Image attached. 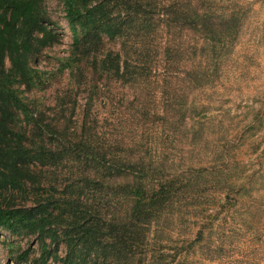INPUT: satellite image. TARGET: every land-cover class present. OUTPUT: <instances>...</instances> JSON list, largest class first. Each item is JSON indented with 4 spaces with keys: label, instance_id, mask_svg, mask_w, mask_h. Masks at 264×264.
<instances>
[{
    "label": "trees",
    "instance_id": "trees-1",
    "mask_svg": "<svg viewBox=\"0 0 264 264\" xmlns=\"http://www.w3.org/2000/svg\"><path fill=\"white\" fill-rule=\"evenodd\" d=\"M59 1L73 43L58 72L68 71V92L87 94L77 119L75 106L53 117L35 111L19 91L42 84L32 63L60 42L46 0H0V228L34 236L42 264H184L188 237L173 234L203 185L179 161L180 139L193 141L177 123L206 115L196 97L209 71L201 58L180 75L178 34L194 29L196 46L214 44L236 19L209 0ZM10 252L17 264L29 256Z\"/></svg>",
    "mask_w": 264,
    "mask_h": 264
},
{
    "label": "rangeland",
    "instance_id": "rangeland-1",
    "mask_svg": "<svg viewBox=\"0 0 264 264\" xmlns=\"http://www.w3.org/2000/svg\"><path fill=\"white\" fill-rule=\"evenodd\" d=\"M209 4L215 14L231 13L236 20L223 27L226 32L214 44L208 37L196 46L199 33L194 29H182L178 34V42L183 44L180 75L191 73L201 58L209 74L197 97V90H191L188 102L189 106L196 98L203 102L206 115L192 111L187 120L177 123V128L187 124L191 129L187 140L193 143L180 139V149L179 145L174 149H179L180 162L194 166L193 183L203 186L195 188L193 206L191 203L189 213L185 211L184 222L173 236L188 237L190 253L184 264H264V0H209ZM46 7L60 42L46 48L32 63L42 84H23L19 91L35 111L53 117L61 104L75 106L77 119L87 94L80 91L77 98L68 92L69 73L58 72L60 60L72 47L71 26L59 0H46ZM64 98L69 102L63 103ZM117 100L118 105L124 102ZM158 125V140H162V126ZM201 129L203 138L194 136L193 140V132ZM201 167L204 171L199 174L205 178L199 184L196 176ZM12 247L29 248L27 261L19 264H42L35 260L40 252L34 236L12 235L0 228V264H17ZM44 264L62 263L50 259Z\"/></svg>",
    "mask_w": 264,
    "mask_h": 264
}]
</instances>
